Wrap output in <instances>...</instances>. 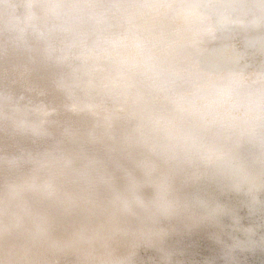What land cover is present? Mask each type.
<instances>
[{
  "label": "bare ground",
  "instance_id": "6f19581e",
  "mask_svg": "<svg viewBox=\"0 0 264 264\" xmlns=\"http://www.w3.org/2000/svg\"><path fill=\"white\" fill-rule=\"evenodd\" d=\"M187 7L181 37L196 74L264 81V0H187ZM108 27L84 17L45 19L33 0H0V162H25L17 172L0 167V179L55 188L78 202L64 211L38 190L22 192L0 204V242L25 245L35 218L46 214L55 222L52 241L81 230L85 251H106L122 264H264V121L240 131L205 128L186 108L185 87L161 91L132 60L86 59L74 47V34L87 35L89 46L140 39L130 30L135 21ZM168 133L203 147L173 181L172 208L147 215L137 207L154 193L139 166L145 141ZM43 161L52 163L39 167ZM114 203L139 218L111 214ZM129 229L144 235L125 236ZM41 264L84 262L79 252L45 247Z\"/></svg>",
  "mask_w": 264,
  "mask_h": 264
},
{
  "label": "clouds",
  "instance_id": "9594fccd",
  "mask_svg": "<svg viewBox=\"0 0 264 264\" xmlns=\"http://www.w3.org/2000/svg\"><path fill=\"white\" fill-rule=\"evenodd\" d=\"M33 6L45 19L54 16L91 18L98 23H108L107 30H119L125 21H135V29L130 30L140 33L138 42L97 39L93 46H89L87 35L74 34L71 39L86 59H113L121 64L132 60L161 91L170 92L176 85L185 87L188 91L186 108L201 115L205 128L215 126L221 130L240 131L250 121H264V81H207L193 71L181 37V31L190 23L187 0H33ZM237 100L246 103L239 108L224 104ZM197 102L202 104L197 107ZM156 126L162 130L168 127L163 120L156 121ZM202 147L203 142L171 133L146 139V153L139 166L149 177L154 193L147 203L137 202L141 212L163 214L172 208L171 185L183 170L197 162L195 156ZM24 163L14 159L0 162V167L17 172ZM37 163L39 167H48L52 162ZM37 190L61 210L77 206L76 200L69 199L55 188L37 189L33 184L7 177L0 179V204L7 206L22 192ZM80 202L91 203L87 195L81 196ZM116 212L139 218L127 204L114 203L111 214ZM54 226L50 216L38 215L25 245L9 243L7 239L0 242V264H41L45 247L64 253L79 252L84 264H122L112 260L106 251L96 255L85 251L81 230L74 229L66 239L52 241L50 233ZM118 231L110 230L107 238L113 239ZM124 235L135 238L144 234L129 229Z\"/></svg>",
  "mask_w": 264,
  "mask_h": 264
}]
</instances>
